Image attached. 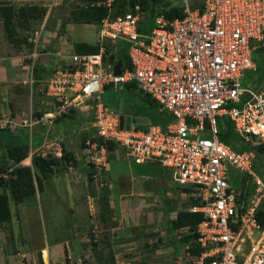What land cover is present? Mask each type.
I'll return each instance as SVG.
<instances>
[{
	"label": "built area",
	"instance_id": "obj_1",
	"mask_svg": "<svg viewBox=\"0 0 264 264\" xmlns=\"http://www.w3.org/2000/svg\"><path fill=\"white\" fill-rule=\"evenodd\" d=\"M163 1L149 32L140 31L145 15L140 6L112 16L115 0L92 1L109 8L97 25L100 52L74 54L70 65L51 73L46 93L56 107L50 118L90 110L97 139L89 138L85 147L88 163L98 171H108L113 145L136 164H157L175 184L193 190L199 204L189 211L204 217L195 231L202 252L194 264H264V226L258 219L264 184L256 173V153L225 144L220 126L227 119L245 144L264 147V86L244 82L257 69L254 51L264 44V0ZM175 7L181 17L168 19ZM105 40L127 46L130 66L120 75L105 61ZM120 85H134L173 120L146 130L122 127L121 114L104 101L106 88ZM231 170L250 177L260 195L245 209L237 202ZM13 171H0V179L8 180Z\"/></svg>",
	"mask_w": 264,
	"mask_h": 264
},
{
	"label": "crops",
	"instance_id": "obj_2",
	"mask_svg": "<svg viewBox=\"0 0 264 264\" xmlns=\"http://www.w3.org/2000/svg\"><path fill=\"white\" fill-rule=\"evenodd\" d=\"M52 2L0 0V5L10 4L16 9L23 6L49 9ZM47 12L46 20L51 15L50 11ZM29 23L32 20H25L23 25L17 27L19 35L30 32ZM81 25L84 28H80ZM59 29H40L35 38L29 39L35 44L33 49L26 45L18 49L8 40L0 18V166L16 167L8 155L11 148L17 147H23L28 152L26 159L18 166L32 167L33 156L58 161L49 178L53 194L47 198L46 209L49 224L52 222L57 226H50V236L44 217L42 193L38 192L22 203L11 201L12 219L0 225V264H111L112 260L119 264L129 247L140 241L132 240L136 229L172 240H178L180 233L189 232L187 228L175 229L172 222L179 212L189 209L192 194H188V188L175 184L170 178L171 174L159 165L158 175L145 176L143 179L147 181L144 183H138L135 177L127 178L119 174L115 187L111 163L120 161L122 155L118 151L111 152L107 172L108 210H102L101 219L97 221L98 246L90 251L84 221L87 201L83 181L90 173L85 142L96 131L87 108L70 116L50 118L49 114L55 111L56 105L55 100L46 93V81L53 71L72 63V56L76 54L75 43L99 44L100 34L85 24L70 23L64 30ZM37 50L41 59L33 58ZM128 90L138 98V107L141 108L143 93L136 87ZM130 106L127 104L123 113L118 109L123 117L122 127L136 126L146 130L150 123L145 125L140 120L148 118L133 115ZM31 117L36 122L25 124L24 121ZM0 194L11 196L9 188L4 185L0 186ZM69 198L71 204L67 203ZM56 201H59L57 206L53 204ZM68 214L72 216L71 229H68L67 236L64 234L61 237L58 235L61 233L59 219L60 216L66 218ZM172 245L174 253L180 254L184 249V245L178 242ZM156 253L157 260H162L163 255Z\"/></svg>",
	"mask_w": 264,
	"mask_h": 264
},
{
	"label": "trees",
	"instance_id": "obj_3",
	"mask_svg": "<svg viewBox=\"0 0 264 264\" xmlns=\"http://www.w3.org/2000/svg\"><path fill=\"white\" fill-rule=\"evenodd\" d=\"M163 4V0H123L122 5L126 7V9L121 14H112V16L122 15L129 10H133L135 6H140L142 11L146 14V26L143 27V24L141 22L140 31L147 32L149 23L151 22L153 26L157 9ZM165 5L167 6L168 4ZM40 12H43V10L39 9L37 6H23L16 9L15 6L10 4L0 5V18L3 20L7 38L16 48L19 49L22 45H26L30 49L33 48V45L28 42V37H20L17 31V27L23 25L25 20H36L40 18ZM108 12L109 8L103 4L99 7L88 5L87 8H78L71 11L67 19H63L62 28H65L66 25L70 23L86 25L99 24L108 16ZM181 14L182 13L180 11V8L175 7L173 9H170L166 15L168 19H174L177 16L181 17ZM74 49L75 52L80 55L97 54L100 52V45H90L84 42H78L74 44ZM107 53L110 54V56ZM106 56H109L108 58H105V61L107 63H112L113 65H115L119 60H122L125 67L130 66L126 45L118 44L115 48L112 47L110 49H107ZM253 59L257 64V70L254 73L256 74L255 83H257L256 86L260 87L263 86L264 82V44L254 51ZM34 71L37 73V68H35ZM126 87L127 89H130L131 87L135 86L127 85ZM110 88L111 87H107L106 92ZM141 99L143 101V105L141 108L138 107L139 105L130 106V111L133 115L144 116L148 118L151 125H166L173 120L172 116L159 110L158 105L151 97L143 94V97ZM74 113L75 111H73L72 114ZM220 126L222 140L225 144L230 145L235 150H254L256 152L258 150L261 151L264 149V147L253 148L245 144L239 134L235 132L233 124L229 120H223L220 123ZM114 150L115 148L113 147V145H110V153ZM27 156L28 152L24 150L23 147L11 148L9 150L8 157L14 161V165H16V167H14L12 176L8 180L0 179V186L4 185L8 187L11 193V196H8L7 194H0V225L9 222L12 219L11 201L16 204L22 203L23 201L36 196L38 192L41 193L43 189V181L51 177V175L54 173V167L58 165V161L55 158L33 156L32 167L18 166L24 159H26ZM10 167L11 165H1L0 170L5 172ZM92 175L93 173H89L90 180L93 179ZM241 176V181L237 182L236 185L237 189L242 191L245 190L246 184H249L248 182L250 181V177H246L243 175ZM187 191L188 194H191L193 192L191 188H188ZM253 191H255V186L249 188L248 194L251 195ZM192 199L193 200L189 208L193 205L199 204V201L194 197ZM107 210L108 208L105 209V211ZM203 218V214L192 213L188 209L179 212L177 219L172 222V225L175 229L187 228L189 230V233H191L190 236L195 237L197 240L198 235L195 231L197 229V226L202 222ZM103 219L105 218L103 217ZM258 219L264 226L263 209L260 210L259 208ZM190 236L188 237L190 238ZM201 252L202 249L198 245L191 247L189 250L190 255L193 256H198L201 254ZM111 264H115V260H112Z\"/></svg>",
	"mask_w": 264,
	"mask_h": 264
},
{
	"label": "rangeland",
	"instance_id": "obj_4",
	"mask_svg": "<svg viewBox=\"0 0 264 264\" xmlns=\"http://www.w3.org/2000/svg\"><path fill=\"white\" fill-rule=\"evenodd\" d=\"M91 0H53L51 3V8H43L37 6L39 9H42L43 12H40V18L36 20H32V23L28 24L30 27L29 33H21L20 37L29 39L35 38L36 32H38L40 29H47L54 31L55 29H62V22L63 19L66 18V15L69 16L70 12L73 10H76L81 7H85ZM123 0H115L112 14H121L126 7L122 5ZM47 10L50 11L49 19H45L47 16ZM43 13V14H41ZM48 14V15H49ZM67 19V18H66ZM146 21V14L142 17V24H145ZM43 25V27H42ZM86 25V24H85ZM91 28L94 30L95 33H99V27L97 25H90ZM152 24L149 23L147 27V32L150 31ZM80 28H84L83 25H81ZM59 29V30H60ZM23 32V31H22ZM78 41V39H75ZM30 42V41H29ZM33 47L34 43L30 42ZM104 45L107 49H110L112 47H117L118 44L112 43L110 41L105 40ZM33 49V48H32ZM111 51V50H109ZM108 54V53H107ZM110 56V54H108ZM108 56V57H109ZM114 56V55H113ZM36 59H41V56H39V50L35 51L34 57ZM50 60L49 58H47ZM256 74L254 73H248L247 78L244 80L245 84L247 85H257L255 83ZM264 86V82H263ZM113 89H109L105 93V102L112 107L114 110L118 111L120 109L123 113L124 107L127 104H131L132 106L138 105V98L136 99L134 93L130 92L126 86L120 85L118 87H112ZM134 90V89H133ZM121 114V112H119ZM131 128V127H130ZM93 138L97 139L96 134L92 135ZM9 142V141H8ZM257 148V147H256ZM121 155L122 159L120 161H113L111 163V174H112V182L115 187H117V179L119 174H124L125 177H135L137 179V182L144 183L147 181L145 176L152 175L156 176L160 172V167L158 165H155L153 163H146V164H136L132 160L128 158L125 151L117 150ZM113 152V151H112ZM256 159H255V169L257 175L261 178L263 184H264V149L261 151H256ZM111 157L109 156V160ZM89 172L93 173V179H89V175L86 178L85 181H83V190L84 193H86V213H84V221L86 222V238H88V247L90 248V251L93 249L95 250L98 246V240L99 237L97 236L96 232V225L97 221H100L101 219V212L102 210H105L108 204V195H109V185L107 180V171H98L95 169V167L91 164H89ZM1 171V170H0ZM2 172V171H1ZM231 176V185L235 189V191L238 193V204L240 208H247L252 204L253 201L257 200L259 194L256 193V191H253L251 195L248 194L249 188L252 186H255L254 182L250 180L246 184L245 190H238L237 189V182L241 181L242 176L238 174L236 171L231 170L230 172ZM172 178V177H170ZM130 179V178H129ZM44 188L42 189V205L44 209V217L48 229V233L51 236V227H56L57 225L54 223L49 224V220L47 218V198H50V195L53 194V189L51 187V184L49 182V178L43 181ZM193 191V190H192ZM192 194V193H191ZM193 197L189 200V205L192 202ZM68 200V199H67ZM59 201L53 202L55 206H57ZM67 203H72V201L68 200ZM264 210V198H262L260 210ZM42 214V213H41ZM71 218L72 216L70 214L67 215L66 218L60 216L58 227L61 228V233L58 234L61 237L65 234H69L68 229H71ZM43 219V215H42ZM86 219V220H85ZM44 221V220H43ZM68 225V226H67ZM66 230V231H65ZM63 232V233H62ZM191 233H180V236L178 237V240H175V238L169 239L166 236L159 237L156 236L153 233H145L140 228L135 230L134 237L132 240L134 241H140L135 242L134 245L129 247L128 253H125L122 257V262L128 263V264H194V256L190 255L189 250L191 247L196 246V238L190 236ZM59 236V238H60ZM190 236V238L188 237ZM194 236V235H193ZM178 242L179 244L184 245V249L180 254L174 253L172 251L173 243ZM159 250V251H158ZM156 252L160 253L162 256V260L158 261L156 257ZM159 255V254H158Z\"/></svg>",
	"mask_w": 264,
	"mask_h": 264
},
{
	"label": "water",
	"instance_id": "obj_5",
	"mask_svg": "<svg viewBox=\"0 0 264 264\" xmlns=\"http://www.w3.org/2000/svg\"><path fill=\"white\" fill-rule=\"evenodd\" d=\"M123 66V61L119 60L114 68V72L116 75H120L122 73ZM140 122L144 123L145 125H148L149 123L148 119H141Z\"/></svg>",
	"mask_w": 264,
	"mask_h": 264
},
{
	"label": "clouds",
	"instance_id": "obj_6",
	"mask_svg": "<svg viewBox=\"0 0 264 264\" xmlns=\"http://www.w3.org/2000/svg\"><path fill=\"white\" fill-rule=\"evenodd\" d=\"M92 1H95V0H91L84 8H87L88 7V5H90V6H92L91 5V3H92ZM96 1H99V0H96ZM94 7H96V6H94ZM109 13V12H108ZM92 25H98V24H92ZM146 26V25H145ZM100 34V33H99ZM108 41V40H107ZM117 44V43H116ZM119 44V43H118ZM99 45H100V42H99ZM106 52H107V50H106ZM77 54V53H76ZM254 54V53H253ZM256 63V62H255ZM117 64V63H116ZM115 64V65H116ZM124 65V64H123ZM257 70V69H256ZM253 73H255V72H253ZM48 80V79H47ZM46 83H47V81H46ZM112 87V86H111ZM105 93H106V91H105ZM104 96H105V94H104ZM104 101H105V98H104ZM107 104V103H106ZM108 105V104H107ZM112 108V107H111ZM76 112V111H75ZM121 117H122V115H121ZM122 119V118H121ZM121 124H122V122H121ZM123 126V125H122ZM124 127H126V126H124ZM126 128H130V127H126ZM94 137V136H93ZM93 137H91V138H93ZM262 147V146H261ZM115 151V150H114ZM113 151V152H114ZM3 172V171H2ZM108 172V171H107ZM241 175V174H240ZM244 176V175H243ZM246 177H248V176H246ZM250 180H251V178H250ZM255 190H256V186H255Z\"/></svg>",
	"mask_w": 264,
	"mask_h": 264
}]
</instances>
